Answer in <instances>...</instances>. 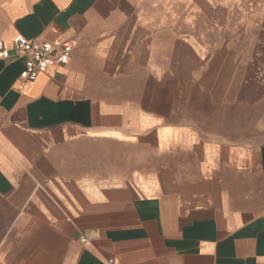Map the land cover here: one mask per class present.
I'll return each mask as SVG.
<instances>
[{"label": "crops", "instance_id": "crops-1", "mask_svg": "<svg viewBox=\"0 0 264 264\" xmlns=\"http://www.w3.org/2000/svg\"><path fill=\"white\" fill-rule=\"evenodd\" d=\"M18 35L70 57L24 83ZM0 39V264H264V137L215 132L264 0H0Z\"/></svg>", "mask_w": 264, "mask_h": 264}, {"label": "rangeland", "instance_id": "rangeland-1", "mask_svg": "<svg viewBox=\"0 0 264 264\" xmlns=\"http://www.w3.org/2000/svg\"><path fill=\"white\" fill-rule=\"evenodd\" d=\"M262 59L253 63L254 68H249L253 70L251 74L255 75L251 77H264V57ZM260 129L264 131V90L256 92L254 89L253 92L235 94L215 93V132L243 140L264 137V133L258 136Z\"/></svg>", "mask_w": 264, "mask_h": 264}, {"label": "built area", "instance_id": "built-area-1", "mask_svg": "<svg viewBox=\"0 0 264 264\" xmlns=\"http://www.w3.org/2000/svg\"><path fill=\"white\" fill-rule=\"evenodd\" d=\"M4 47L0 39V50ZM73 42L70 39L38 40L16 36L11 40V50L14 56L23 60V70L19 77L24 83H29L49 66H61L70 57ZM85 241V238H81ZM112 260H110L111 262Z\"/></svg>", "mask_w": 264, "mask_h": 264}]
</instances>
